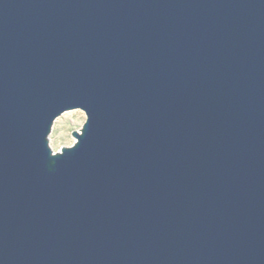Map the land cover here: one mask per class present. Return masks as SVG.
Returning <instances> with one entry per match:
<instances>
[{"label": "water", "instance_id": "1", "mask_svg": "<svg viewBox=\"0 0 264 264\" xmlns=\"http://www.w3.org/2000/svg\"><path fill=\"white\" fill-rule=\"evenodd\" d=\"M0 264H264V0H0Z\"/></svg>", "mask_w": 264, "mask_h": 264}, {"label": "rangeland", "instance_id": "2", "mask_svg": "<svg viewBox=\"0 0 264 264\" xmlns=\"http://www.w3.org/2000/svg\"><path fill=\"white\" fill-rule=\"evenodd\" d=\"M86 116L83 111L76 109L59 116L53 123L49 139V146L53 152H58L62 147H70L75 142L73 132H80Z\"/></svg>", "mask_w": 264, "mask_h": 264}]
</instances>
